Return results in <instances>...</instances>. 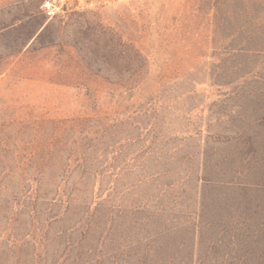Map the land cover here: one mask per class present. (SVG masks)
Wrapping results in <instances>:
<instances>
[{"label": "rangeland", "instance_id": "1", "mask_svg": "<svg viewBox=\"0 0 264 264\" xmlns=\"http://www.w3.org/2000/svg\"><path fill=\"white\" fill-rule=\"evenodd\" d=\"M42 2L0 0V264H264V0Z\"/></svg>", "mask_w": 264, "mask_h": 264}, {"label": "built area", "instance_id": "2", "mask_svg": "<svg viewBox=\"0 0 264 264\" xmlns=\"http://www.w3.org/2000/svg\"><path fill=\"white\" fill-rule=\"evenodd\" d=\"M60 5L57 0H44L41 5V10L47 19H52L60 12Z\"/></svg>", "mask_w": 264, "mask_h": 264}, {"label": "trees", "instance_id": "3", "mask_svg": "<svg viewBox=\"0 0 264 264\" xmlns=\"http://www.w3.org/2000/svg\"><path fill=\"white\" fill-rule=\"evenodd\" d=\"M44 1V0H43ZM41 5H42V3H41ZM44 17H45V15H44ZM46 18V17H45ZM47 19V18H46ZM37 26V27H36ZM35 27V30L32 32V33H30V35H29V37H28V40H33L34 39V41L35 40H37L40 36H41V34H42V32L44 31V29H40L41 28V26H42V24L40 25V23L39 24H37ZM41 30V31H40ZM39 32V33H38Z\"/></svg>", "mask_w": 264, "mask_h": 264}]
</instances>
